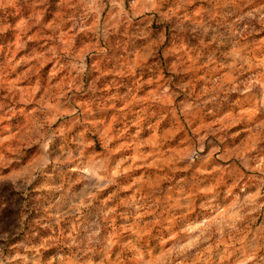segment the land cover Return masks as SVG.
<instances>
[{"label":"clouds","instance_id":"obj_1","mask_svg":"<svg viewBox=\"0 0 264 264\" xmlns=\"http://www.w3.org/2000/svg\"><path fill=\"white\" fill-rule=\"evenodd\" d=\"M0 264H264V0H0Z\"/></svg>","mask_w":264,"mask_h":264}]
</instances>
